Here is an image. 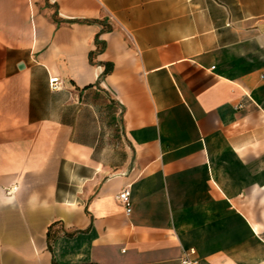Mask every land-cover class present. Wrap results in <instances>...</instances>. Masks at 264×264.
<instances>
[{"label":"crops","instance_id":"0c3cea01","mask_svg":"<svg viewBox=\"0 0 264 264\" xmlns=\"http://www.w3.org/2000/svg\"><path fill=\"white\" fill-rule=\"evenodd\" d=\"M185 257L264 264V0H0V264Z\"/></svg>","mask_w":264,"mask_h":264},{"label":"built area","instance_id":"2783aa9c","mask_svg":"<svg viewBox=\"0 0 264 264\" xmlns=\"http://www.w3.org/2000/svg\"><path fill=\"white\" fill-rule=\"evenodd\" d=\"M49 87L52 90H58L61 88V82L58 80L57 77H51L49 78ZM17 190V185H11L8 189L7 192L8 193H12L15 192ZM130 195H131V190H130V186L124 187L122 188L116 198L117 200L123 205L125 213L129 214L131 212V199H130ZM190 253H194V250L191 249ZM183 263L185 264H195L196 260L193 258H188L185 257L183 259Z\"/></svg>","mask_w":264,"mask_h":264}]
</instances>
